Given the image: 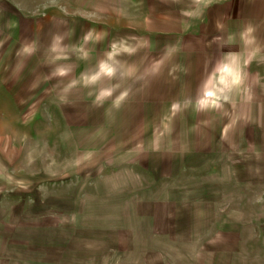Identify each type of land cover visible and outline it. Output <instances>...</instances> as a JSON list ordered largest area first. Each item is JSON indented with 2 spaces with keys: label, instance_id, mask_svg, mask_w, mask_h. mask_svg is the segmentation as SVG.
Wrapping results in <instances>:
<instances>
[{
  "label": "rangeland",
  "instance_id": "374dc122",
  "mask_svg": "<svg viewBox=\"0 0 264 264\" xmlns=\"http://www.w3.org/2000/svg\"><path fill=\"white\" fill-rule=\"evenodd\" d=\"M0 264H264V0H0Z\"/></svg>",
  "mask_w": 264,
  "mask_h": 264
}]
</instances>
